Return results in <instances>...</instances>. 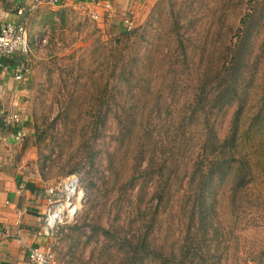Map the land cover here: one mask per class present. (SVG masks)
<instances>
[{"label": "trees", "instance_id": "1", "mask_svg": "<svg viewBox=\"0 0 264 264\" xmlns=\"http://www.w3.org/2000/svg\"><path fill=\"white\" fill-rule=\"evenodd\" d=\"M250 6L240 20L238 40L221 49L218 61L214 43L211 51L202 47L197 59L190 37L180 31L171 35L176 46L158 54L153 44L147 46L145 29L136 27L94 46L91 62L82 59L67 69L72 83L64 86L72 92L58 115L63 122L59 163L64 144L77 148L59 171H84L86 202L101 203L108 214L116 209L108 227L99 221L91 225L93 235L105 240L87 264H227L247 246L241 230L264 228V195L254 190L252 153L242 144L244 135L264 132V81L263 103L241 135L264 62V39L258 49L253 44L264 30V0ZM144 43L148 49L142 54ZM232 105L231 120L221 131L219 118ZM110 117L116 121L112 151L106 146ZM49 128L36 123L22 151L48 136L58 140ZM45 165L40 174L47 181ZM152 183L154 209L147 200ZM160 207L169 212L164 233ZM247 250L244 264H264V241Z\"/></svg>", "mask_w": 264, "mask_h": 264}, {"label": "rangeland", "instance_id": "2", "mask_svg": "<svg viewBox=\"0 0 264 264\" xmlns=\"http://www.w3.org/2000/svg\"><path fill=\"white\" fill-rule=\"evenodd\" d=\"M257 1L261 0H138L137 4H132L130 10L126 11L125 14H108L100 9L98 10L101 14L99 19L92 16V11L97 8L88 5L80 4L79 6L78 4L76 7L74 5L71 10L63 11L59 24L50 33L45 32L46 34L39 41V50L31 54L29 62L31 73L29 78L20 84V88H24V95L21 97V104L18 105V108L21 111L23 122L28 126L26 127V136H31V132L34 133L36 123L44 128H49L48 126L52 124L53 129L50 127L49 133L58 139L53 143L52 137L48 136L45 141L27 149L24 160L33 165H31L32 172H41L40 168L46 164L45 173L48 179L46 182L49 186L55 185L67 176L74 174L78 175L83 189L84 183L87 182L84 171V174L67 175H61L62 172L59 171V169L62 171V168H59L61 163L69 160L71 154L75 155L77 148V144L73 146H70L69 143L64 144V156L61 159L62 162L59 163L58 157L61 158L59 153L63 148L59 144L63 122L58 115L64 108L68 94L72 92L71 87L64 86L67 82L72 83V74L67 69L77 62H81L82 59L86 63L91 62L94 46H102L105 41L127 29L126 19L132 22L131 29L136 27L145 29L144 33L150 44L144 43L142 54L148 49L145 47L146 45L151 48L153 44L152 47L157 53L158 49L159 53H162V50L175 47L171 35L180 31L190 37L191 48L194 49L197 59L201 49H203L202 47L209 48V45L214 43L215 60L218 61V58L221 57V49L226 47L227 43H235L238 40L236 32L241 26L240 20L251 7L250 5ZM176 21L179 22L180 26L176 24ZM263 39L264 30L253 41L255 49L260 47ZM211 50L213 49H208V51ZM256 79L257 85L252 89L254 91L250 94L242 119L241 135L246 134L253 115L263 103V91H261L260 83L264 81V62L258 68ZM83 81L85 82L86 78ZM83 91L85 92L83 89L80 90V95ZM9 100L5 105L6 111L13 110L11 104L13 98ZM234 110L235 106L232 105L224 115L220 116L218 124L221 131L227 128ZM115 126V119L110 117L108 126L110 128L107 130L109 134L107 141L110 143H107L106 146L111 151L114 148V143H111L110 134L114 132ZM250 136L244 135L242 144L245 151L252 153L251 159L255 174L254 190H260L264 195V132ZM259 137H262V140ZM261 148L263 152H261ZM107 165V160H104L103 156L102 168L105 172ZM179 170L178 175L182 176L185 170L181 168ZM139 190V184L132 190L135 198ZM154 190L155 184L152 183L148 188L147 196V200L150 202L149 206L152 209L157 204L156 199L152 200ZM83 192L85 196H83L82 205L74 219L57 226L58 232L55 236L56 245L54 247L56 264H87L91 251L96 248V255H98L105 240L103 235H99V237L93 235L91 225L99 221L101 225L108 227L115 216V207H113L111 214L102 208L101 203L91 207L92 204L86 202L84 189ZM262 212L264 213V210ZM227 214H229L228 211H226V216ZM158 215L163 218L162 233H164L167 225L170 224L167 219L169 212H163L162 207H160ZM91 235L92 237H90ZM239 236L244 243H247V246L240 249L238 258L232 254L227 264H236V260L239 261L237 264H244L242 257L248 256L247 249L250 248L251 243L264 241V228L248 227L241 230Z\"/></svg>", "mask_w": 264, "mask_h": 264}, {"label": "crops", "instance_id": "3", "mask_svg": "<svg viewBox=\"0 0 264 264\" xmlns=\"http://www.w3.org/2000/svg\"><path fill=\"white\" fill-rule=\"evenodd\" d=\"M31 1L0 0V27L8 21L17 20L18 8L30 4ZM78 1L60 0L56 5L43 3L28 13L30 52L0 55V112L6 115L19 112L22 119L18 105L21 104L24 88H20V84L25 82L31 73L29 66L31 54L39 50V41L45 32L50 33L59 24L63 11L71 10L74 5L80 6ZM104 1L112 3L113 14H125L132 4L138 2V0ZM20 72L23 73L22 79H17L16 76ZM10 98H13L11 101L13 110L6 111L5 105ZM26 127L28 126L23 119L18 126L11 123L0 126V264H25L31 247L47 248L54 240L45 224L47 204L44 191L49 185L43 180L40 172H32L33 165L24 160L27 150L23 152L22 149L27 138ZM18 130L24 132L20 141L16 139ZM6 225H9L14 237L7 235Z\"/></svg>", "mask_w": 264, "mask_h": 264}, {"label": "built area", "instance_id": "4", "mask_svg": "<svg viewBox=\"0 0 264 264\" xmlns=\"http://www.w3.org/2000/svg\"><path fill=\"white\" fill-rule=\"evenodd\" d=\"M60 0H32L30 4L21 6L17 10L18 19L8 21L0 27V55H14L16 53L27 54L31 50L30 40L27 32V16L28 13L40 7L43 3L52 5L59 4ZM81 5H88L97 9L92 11V16L96 19L100 18L99 9L108 14L112 13V3L104 0H79ZM127 29L132 28V22L126 19ZM23 73H19L16 78L22 79ZM22 119L19 112H12L6 115L0 112V126L9 123L16 126L21 125ZM24 136L23 130H18L16 139L22 140ZM46 195V214L45 224L50 230V234L54 237L53 242L47 248L31 247L25 264H56V254L54 247L56 245L55 236L57 234V226L68 223L73 220L83 201V189L80 185L78 175H69L55 185L45 188ZM73 208V210H72ZM8 236H13L9 225L5 226Z\"/></svg>", "mask_w": 264, "mask_h": 264}, {"label": "bare ground", "instance_id": "5", "mask_svg": "<svg viewBox=\"0 0 264 264\" xmlns=\"http://www.w3.org/2000/svg\"><path fill=\"white\" fill-rule=\"evenodd\" d=\"M72 210H73V208H72Z\"/></svg>", "mask_w": 264, "mask_h": 264}, {"label": "water", "instance_id": "6", "mask_svg": "<svg viewBox=\"0 0 264 264\" xmlns=\"http://www.w3.org/2000/svg\"><path fill=\"white\" fill-rule=\"evenodd\" d=\"M83 196H85V195H83Z\"/></svg>", "mask_w": 264, "mask_h": 264}]
</instances>
